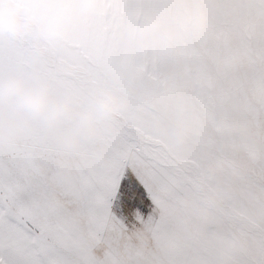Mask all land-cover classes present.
<instances>
[{"label": "rangeland", "instance_id": "1", "mask_svg": "<svg viewBox=\"0 0 264 264\" xmlns=\"http://www.w3.org/2000/svg\"><path fill=\"white\" fill-rule=\"evenodd\" d=\"M189 6L207 17L196 36L130 41L133 19ZM35 55L31 37H0V77L39 68L58 94L99 84L130 102L78 149L42 120L0 149V264H264V0H98L67 42ZM129 57L134 86L121 78ZM180 121L193 127L182 143L161 127ZM212 189L222 204L194 229L186 201ZM22 234L48 237L51 252H25Z\"/></svg>", "mask_w": 264, "mask_h": 264}, {"label": "clouds", "instance_id": "2", "mask_svg": "<svg viewBox=\"0 0 264 264\" xmlns=\"http://www.w3.org/2000/svg\"><path fill=\"white\" fill-rule=\"evenodd\" d=\"M98 0H0V37L22 40L31 37L34 59L50 46L67 42L86 12ZM207 17L202 8L189 6L174 11L170 18L144 16L130 24V41L142 47L165 42L175 48L179 42L199 34ZM121 78L128 86L143 78L134 57L121 62ZM61 79L67 77L61 74ZM130 102L103 85L90 86L87 93L79 87H65L62 94L53 91L51 80L39 69L24 74L12 72L0 77V149L11 150L22 140L34 121L42 120L49 128L65 126L61 133L66 148H79L84 140H100L104 126L115 120ZM162 131H174L177 142H184L193 130L190 121H180L174 128L162 125ZM97 162H104L109 148H96ZM67 178L69 173L63 172ZM207 188V186H205ZM193 228L197 221L222 204L218 190L205 191L198 201L187 200ZM243 243V237L238 239Z\"/></svg>", "mask_w": 264, "mask_h": 264}, {"label": "snow or ice", "instance_id": "3", "mask_svg": "<svg viewBox=\"0 0 264 264\" xmlns=\"http://www.w3.org/2000/svg\"><path fill=\"white\" fill-rule=\"evenodd\" d=\"M126 183L127 181H122L121 190H123L124 184ZM144 203L150 205L152 201L145 196ZM138 206L143 207L142 205ZM14 239L16 240L18 245L23 246L25 252H30L31 249H36L38 253H50L52 249V241L46 236L28 235L27 238H25L22 234L15 236ZM17 264H37V262L31 256H23L18 260ZM39 264H46L43 257H40Z\"/></svg>", "mask_w": 264, "mask_h": 264}, {"label": "bare ground", "instance_id": "4", "mask_svg": "<svg viewBox=\"0 0 264 264\" xmlns=\"http://www.w3.org/2000/svg\"><path fill=\"white\" fill-rule=\"evenodd\" d=\"M13 221V220H12ZM15 234V233H14ZM72 255L75 256V257H79L77 256L76 252H72Z\"/></svg>", "mask_w": 264, "mask_h": 264}]
</instances>
